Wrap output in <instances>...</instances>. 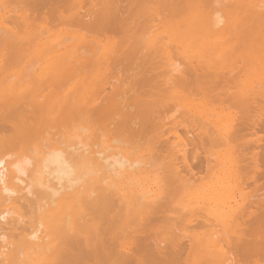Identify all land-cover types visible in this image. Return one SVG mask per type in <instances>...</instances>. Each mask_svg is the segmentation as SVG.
Returning a JSON list of instances; mask_svg holds the SVG:
<instances>
[{"label":"bare ground","instance_id":"1","mask_svg":"<svg viewBox=\"0 0 264 264\" xmlns=\"http://www.w3.org/2000/svg\"><path fill=\"white\" fill-rule=\"evenodd\" d=\"M40 261L264 264V0H0V264Z\"/></svg>","mask_w":264,"mask_h":264},{"label":"rangeland","instance_id":"2","mask_svg":"<svg viewBox=\"0 0 264 264\" xmlns=\"http://www.w3.org/2000/svg\"><path fill=\"white\" fill-rule=\"evenodd\" d=\"M220 9V8H219ZM221 10V9H220ZM12 11V10H11ZM14 11V10H13ZM16 12H14L13 14H15ZM223 55H225L224 54V50L223 51H218L217 49H216V52L215 51H213V52H211V53H207L206 55H204L202 58H201V56L198 58V60L200 61V59H202L201 61H200V63H198L200 66H202V67H204V66H206V65H216V67L218 68V67H221V66H224V65H229L230 63H232L233 64V61H232V59H231V61L232 62H230L229 60H222V56ZM224 62H226L227 64H225ZM83 76V75H82ZM63 89H65V90H63ZM63 89H61L60 90V92L59 93H62L66 98H69V92H71L72 90H75L76 89V86H74V85H67V86H65ZM63 91V92H62ZM82 93V92H81ZM83 94V93H82ZM220 106H222V105H219V104H217L216 103V108H219ZM233 108V107H232ZM234 109V108H233ZM218 152H221V149L220 148H217L216 149V154L218 153ZM203 166H204V163H203ZM102 176H104L102 173H100V174H98L97 176H95V177H97V178H99V177H102ZM127 179V178H126ZM123 183H121V185H122ZM48 260V259H47ZM33 264L34 263H36V264H40V263H42L41 261L40 262H32ZM30 264V263H29Z\"/></svg>","mask_w":264,"mask_h":264}]
</instances>
